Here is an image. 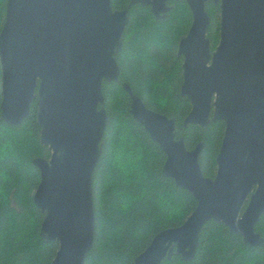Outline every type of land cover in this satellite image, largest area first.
Segmentation results:
<instances>
[{
	"label": "water",
	"instance_id": "95a60500",
	"mask_svg": "<svg viewBox=\"0 0 264 264\" xmlns=\"http://www.w3.org/2000/svg\"><path fill=\"white\" fill-rule=\"evenodd\" d=\"M170 0H130L113 10L111 0H6L0 31V119L20 126L36 100L39 141L49 158L34 157L40 172L33 202L42 213L40 235L55 241L51 264H84L93 246L95 217L91 176L109 123L102 83L118 82L116 57L128 25V8L150 6L156 19ZM185 1L191 25L179 40L180 94L190 110L183 124L224 122L216 172L205 176L198 156L204 142L187 149L176 138L175 119L148 108L122 84L129 113L166 158L162 174L196 199L185 221L156 233L134 264H161L173 254L191 260L199 233L210 220L263 246L255 225L264 215V0ZM219 7V39L206 37V4ZM163 14V15H162Z\"/></svg>",
	"mask_w": 264,
	"mask_h": 264
},
{
	"label": "trees",
	"instance_id": "16d2710c",
	"mask_svg": "<svg viewBox=\"0 0 264 264\" xmlns=\"http://www.w3.org/2000/svg\"><path fill=\"white\" fill-rule=\"evenodd\" d=\"M128 3L111 0L115 10ZM5 4L6 0H0V31ZM171 5L164 20H156L148 7L129 8L122 49L116 57L119 80L102 83L109 123L91 176L95 229L84 264H134L156 233L181 225L196 206L189 191L162 174L166 156L129 113L130 98L123 83L148 108L175 119L176 138L182 137L187 149L203 141L200 168L205 176L215 175L224 122L218 120L206 127L183 124L191 106L180 94L182 58L176 53L192 18L185 1H172ZM205 10L209 17L206 37L213 51L219 39V7L207 3ZM35 111L36 100L20 126L0 119V264H51L58 249L57 242L41 237L43 215L33 202L40 172L32 159L50 156L48 147L40 144ZM255 231L264 238V215ZM161 264H264V245L245 244L239 234L210 220L199 233L191 260L173 254Z\"/></svg>",
	"mask_w": 264,
	"mask_h": 264
},
{
	"label": "flooded vegetation",
	"instance_id": "af4514ba",
	"mask_svg": "<svg viewBox=\"0 0 264 264\" xmlns=\"http://www.w3.org/2000/svg\"><path fill=\"white\" fill-rule=\"evenodd\" d=\"M172 1H177V0H170V1H168V2H167V6L171 7V6H172V5H171V2H172ZM129 2H130V0H129ZM179 2H180V1H179ZM128 4H129V3H128ZM111 6H112V5H111ZM134 6H139V7H141V8H147V7H148V8L150 9V11H151V7H150V6L142 7V6L138 5V4H137V5H134ZM127 7H128V5L126 6V8H124V9H120V10H125V9H127ZM131 7H133V6H131ZM129 8H130V7H129ZM129 8H128V11H129ZM113 10H115V9H113ZM151 13H152V12H151ZM167 13H168V12H167ZM167 13H166V14H167ZM166 14H165V16H166ZM152 15H153V13H152ZM162 15H163V14H162ZM127 16H128V14H127ZM153 16H154V15H153ZM154 18H155V16H154ZM155 19H156V18H155ZM164 19H165V18H164ZM164 19H163V20H164ZM156 20H159V19H156ZM181 58H182V57H181ZM182 62H183V59H182Z\"/></svg>",
	"mask_w": 264,
	"mask_h": 264
}]
</instances>
